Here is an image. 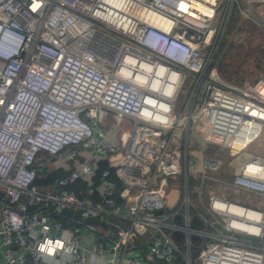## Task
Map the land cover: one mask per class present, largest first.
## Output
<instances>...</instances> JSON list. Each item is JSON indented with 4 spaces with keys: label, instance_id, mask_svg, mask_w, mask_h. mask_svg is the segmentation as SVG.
Returning a JSON list of instances; mask_svg holds the SVG:
<instances>
[{
    "label": "built area",
    "instance_id": "obj_1",
    "mask_svg": "<svg viewBox=\"0 0 264 264\" xmlns=\"http://www.w3.org/2000/svg\"><path fill=\"white\" fill-rule=\"evenodd\" d=\"M259 1L0 0L5 261L172 264L180 230L184 264H264V75L211 63L233 6L264 53Z\"/></svg>",
    "mask_w": 264,
    "mask_h": 264
},
{
    "label": "rangeland",
    "instance_id": "obj_2",
    "mask_svg": "<svg viewBox=\"0 0 264 264\" xmlns=\"http://www.w3.org/2000/svg\"><path fill=\"white\" fill-rule=\"evenodd\" d=\"M254 6H255V8H257V10H264V2L263 1L257 2ZM235 14L238 17V21H237L238 23L240 21L242 22V20L246 21V19H243V18L240 17V15L238 14L235 6H233L232 9H231L230 19L235 17ZM262 16L264 18V14ZM234 22L235 21H232V23H234ZM249 26L250 27L247 28L248 31L245 28V30L243 29L242 32H240V33L236 32V33H233V35H232V36L235 35V38H238V39L241 36L242 37L241 42L244 45L248 44L251 47L249 51H245V54L242 55V59L241 60H242L243 64L246 66V68H245V71L242 74V78L241 79H252V78L256 77L259 74H263L264 75V63L263 62L260 63V60H264V53H261L260 50H262V49H260L259 47H255V45H254V42H255L254 41V31L257 30V25H254L253 23L250 25V23H249ZM233 31L234 30H232V32ZM231 33H230V35H231ZM246 48H248V46ZM231 51H233V50L230 49L229 52L231 54L230 53L226 54V56H224L223 59H219V56H217L215 51H214V54H213L212 59H211V63L215 66L216 69H217V62L218 63L219 62H223V63L225 62V69H228V68L234 66L235 63H237L238 59H240V58L239 57H235V55H233L235 53H232ZM238 54H241V53H238ZM256 61L258 62L259 65H256ZM259 66H261V67H259ZM185 88H186V81H184L182 86L180 87L179 92H178V97H181L185 93V90H186ZM112 121L114 123H116L117 126H118L117 132L119 131L120 125H123V126L126 127V126H128V123H129V120L127 118H123V117H118V119L112 117ZM191 132H192V130H190V134H189V138H188V149L189 150L192 149V148L198 149V142L196 141L195 136ZM114 135H115V132H113L111 130L109 132V135L106 138H110L111 140H113L114 139ZM261 140H262V132L260 133V136L255 141H253L250 146L246 147V149H249V150H252V151H255V152L260 151ZM211 148H212L211 146H207L206 151H209ZM80 153L83 156H90L91 154L95 153V151L93 152V150L81 149ZM96 153L97 154H95L94 156H96V158L98 159L99 158L98 155H100V153L99 152H96ZM222 155L225 156V153H223ZM211 185L214 186V187L217 186V184H211ZM214 189H215L216 192L222 193L223 195L228 196V197H240V198L241 197H245V195L243 193H241V192H237V191H233L232 192L231 190H224V189H221L219 187H216ZM181 192H182V189H181V187L179 185V188H178V199L177 198H176L177 200L175 199L176 200L175 204L179 203V200L181 198ZM189 195H190V197L192 196V194H190V193H189ZM172 203H173L172 199L171 200H167L165 206L168 208L170 206L169 204H172ZM204 215L209 217V214H204ZM180 219L182 220L181 216H180ZM190 247H189V251H190ZM184 249H185V247H184ZM178 251L181 252L179 250V248H178ZM190 264H191V261H190Z\"/></svg>",
    "mask_w": 264,
    "mask_h": 264
},
{
    "label": "trees",
    "instance_id": "obj_3",
    "mask_svg": "<svg viewBox=\"0 0 264 264\" xmlns=\"http://www.w3.org/2000/svg\"><path fill=\"white\" fill-rule=\"evenodd\" d=\"M231 9H232V7H231ZM231 9H230V13L228 15V18L226 20L224 29L222 31V34H221V36L219 38L217 47L215 49V53H216L217 56H219V59H223V57L226 56V54L230 53L229 51L231 49V50H233L231 52L235 53L233 55H235V57H239L240 58V59H238L237 63L234 64V66H232V67H230L228 69H225V62L224 63L223 62H219V63L217 62V69H218L217 71L219 72V74L222 77H224V78H226L228 80L239 82V81L242 80L241 79L242 78V74H243V72L245 71V68H246V66L243 64V62L241 60L242 59V55L245 54V51H249L251 47L248 44L244 45L241 42V39H242L241 36L238 39V38H235V35L234 36H232V35H233V33H236V32H238V33L242 32L243 29L245 30V28L247 30V28L250 27L249 23H250V25L252 23L247 21V20L246 21L242 20V22L240 21L238 23L237 22L238 21V17L236 16V14H235V17L230 19ZM232 21H235V22L232 23ZM232 30H234V31L232 32ZM230 33H231V35H230ZM247 46H248V48H246ZM238 53H241V54H238ZM263 61L264 60H260V63H262ZM256 65H259L257 61H256ZM259 67H261V66H259ZM63 212L67 216L68 215H73L74 217L77 216L76 213L71 214L72 211L70 209H64ZM175 219H176L177 222L181 221L179 214L176 215ZM85 220L95 223L96 227H98V228H103L104 227L102 222L100 220L94 218V217H87V218H85ZM189 225L190 226H199V225H201V222L196 216L193 215L189 219ZM173 236H174L175 240L177 241V243L179 244V250L182 252L184 250V245L182 244V242H183V233H182V231L174 230L173 231ZM197 238L198 237L195 234H190L191 242H195L197 240ZM190 254L192 255L191 264H194V246L193 245H191V247H190ZM172 264H184V261H183V258L181 256V253L178 250L175 253V257L173 259V263Z\"/></svg>",
    "mask_w": 264,
    "mask_h": 264
},
{
    "label": "crops",
    "instance_id": "obj_4",
    "mask_svg": "<svg viewBox=\"0 0 264 264\" xmlns=\"http://www.w3.org/2000/svg\"><path fill=\"white\" fill-rule=\"evenodd\" d=\"M104 230V229H103ZM84 238H83V242L85 244H87V239H88V233H84ZM0 264H10L8 263L7 261L4 260V258L2 257V255L0 254ZM32 264H51L49 261H46V260H40L36 263H32ZM141 264H149L148 262H141Z\"/></svg>",
    "mask_w": 264,
    "mask_h": 264
},
{
    "label": "bare ground",
    "instance_id": "obj_5",
    "mask_svg": "<svg viewBox=\"0 0 264 264\" xmlns=\"http://www.w3.org/2000/svg\"><path fill=\"white\" fill-rule=\"evenodd\" d=\"M263 63H264V61H263Z\"/></svg>",
    "mask_w": 264,
    "mask_h": 264
}]
</instances>
